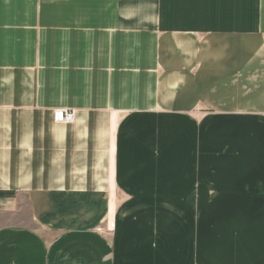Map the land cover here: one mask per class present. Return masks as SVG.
Returning a JSON list of instances; mask_svg holds the SVG:
<instances>
[{
  "label": "crops",
  "instance_id": "0c3cea01",
  "mask_svg": "<svg viewBox=\"0 0 264 264\" xmlns=\"http://www.w3.org/2000/svg\"><path fill=\"white\" fill-rule=\"evenodd\" d=\"M0 25V264H264V0H0Z\"/></svg>",
  "mask_w": 264,
  "mask_h": 264
},
{
  "label": "rangeland",
  "instance_id": "374dc122",
  "mask_svg": "<svg viewBox=\"0 0 264 264\" xmlns=\"http://www.w3.org/2000/svg\"><path fill=\"white\" fill-rule=\"evenodd\" d=\"M4 23H6V20H2ZM4 26H6V24H3ZM3 25H0V28L4 29L3 28ZM15 26V25H14ZM11 27V26H10ZM6 39V40H5ZM0 40H2L1 42H3V40L5 41V44H6V47L9 48L10 50V46L11 44H14L15 46L17 44H19L21 41H18L19 38H18V34H14V35H10L9 38L7 39V36L5 34V32L2 33L1 35V38ZM4 43V42H3ZM4 48V46H2V49ZM4 51H1L0 50V62H2V60L4 59V54H3ZM12 66V65H11ZM113 204V202H111V205ZM117 202L114 200V208H116V205ZM108 208V214H109V211H111V208L112 206H110V203H109V206L107 207ZM110 208V209H109ZM99 213H97V211L93 214V216L96 218L95 220L99 221L97 223H95V228H98L99 230L102 229V231L106 232V233H111V228L110 226H108V222L107 219H108V215L105 217V219H103L102 221L100 219H102L103 217L102 216H99ZM98 215V216H97ZM102 217V218H101ZM9 220V218L7 219ZM0 221H5L4 218H0ZM11 221L14 223V224H19V225H26V226H32L34 225L32 222H31V217L28 215V211L23 208L22 211H20L19 213L15 214L13 216V218L11 219ZM101 221V222H100Z\"/></svg>",
  "mask_w": 264,
  "mask_h": 264
},
{
  "label": "built area",
  "instance_id": "2783aa9c",
  "mask_svg": "<svg viewBox=\"0 0 264 264\" xmlns=\"http://www.w3.org/2000/svg\"><path fill=\"white\" fill-rule=\"evenodd\" d=\"M75 110L67 108H55L53 118L55 122H72L74 120Z\"/></svg>",
  "mask_w": 264,
  "mask_h": 264
}]
</instances>
